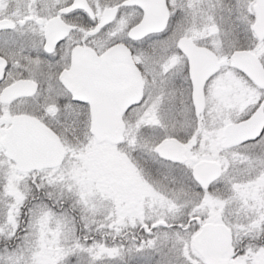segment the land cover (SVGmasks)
<instances>
[{
    "label": "snow or ice",
    "instance_id": "snow-or-ice-1",
    "mask_svg": "<svg viewBox=\"0 0 264 264\" xmlns=\"http://www.w3.org/2000/svg\"><path fill=\"white\" fill-rule=\"evenodd\" d=\"M0 264H264V0H0Z\"/></svg>",
    "mask_w": 264,
    "mask_h": 264
}]
</instances>
